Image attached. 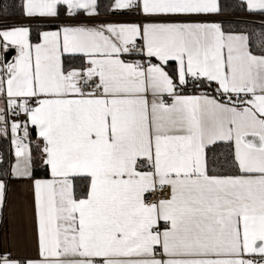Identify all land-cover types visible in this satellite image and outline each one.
Wrapping results in <instances>:
<instances>
[{"label": "snow or ice", "instance_id": "obj_1", "mask_svg": "<svg viewBox=\"0 0 264 264\" xmlns=\"http://www.w3.org/2000/svg\"><path fill=\"white\" fill-rule=\"evenodd\" d=\"M230 7L0 6V208L31 192L36 248L0 264H264V0Z\"/></svg>", "mask_w": 264, "mask_h": 264}, {"label": "crops", "instance_id": "obj_2", "mask_svg": "<svg viewBox=\"0 0 264 264\" xmlns=\"http://www.w3.org/2000/svg\"><path fill=\"white\" fill-rule=\"evenodd\" d=\"M30 205L31 192L18 184L11 185L6 193L5 204L0 208V250L11 249L22 256L35 255V226Z\"/></svg>", "mask_w": 264, "mask_h": 264}, {"label": "built area", "instance_id": "obj_3", "mask_svg": "<svg viewBox=\"0 0 264 264\" xmlns=\"http://www.w3.org/2000/svg\"><path fill=\"white\" fill-rule=\"evenodd\" d=\"M222 18L224 19H235V18H241V19H255L257 22H259L258 17H249L247 15H224ZM127 19V18H123ZM28 21L25 20L23 17H0V25L3 24H20V23H27ZM61 22H67L64 20V18H60V21H57V23ZM168 195V190L164 189L162 192H158L154 195H151L149 199L155 200L159 198H165Z\"/></svg>", "mask_w": 264, "mask_h": 264}, {"label": "trees", "instance_id": "obj_4", "mask_svg": "<svg viewBox=\"0 0 264 264\" xmlns=\"http://www.w3.org/2000/svg\"><path fill=\"white\" fill-rule=\"evenodd\" d=\"M11 2H12V0H0V6L10 4ZM17 2H18V0H17ZM228 3L232 7H230L229 11L226 12L225 14L234 15L233 14V9H234L235 6L238 5L239 0H228ZM235 15H246V14H244V13H236ZM0 17H22V16H20V15H8V16L0 15ZM10 151H11L10 141L7 140V139H0V152H2L4 154H8V153H10Z\"/></svg>", "mask_w": 264, "mask_h": 264}]
</instances>
